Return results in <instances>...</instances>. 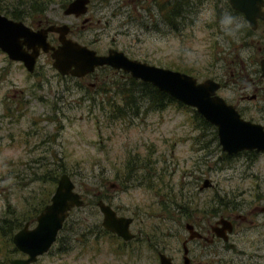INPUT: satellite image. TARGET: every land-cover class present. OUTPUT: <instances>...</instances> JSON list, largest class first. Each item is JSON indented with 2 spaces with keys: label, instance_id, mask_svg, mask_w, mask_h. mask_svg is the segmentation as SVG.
Listing matches in <instances>:
<instances>
[{
  "label": "rangeland",
  "instance_id": "374dc122",
  "mask_svg": "<svg viewBox=\"0 0 264 264\" xmlns=\"http://www.w3.org/2000/svg\"><path fill=\"white\" fill-rule=\"evenodd\" d=\"M63 1L47 2V17L61 18ZM89 1L105 11L110 2L120 0ZM195 2L190 0L194 9L189 5L190 11L183 12L171 29L138 15L125 23L123 15L108 20L106 14L107 23L100 20L93 36L100 40L99 47H125L132 58L186 71L197 81L211 78L235 90L229 72L237 74L243 64L250 74L253 64L244 58L254 47L240 45L232 30L221 26L226 16L220 18L210 4L196 10ZM27 6L29 0H0V13ZM122 79L109 74L93 89L83 86L82 80L60 77L47 54L40 53L28 73L0 52V218L30 215L42 194L53 190L56 182L32 178L46 166L63 165L85 202L71 209L51 247L31 264H152L150 249L160 233L182 226L180 219H200L221 193L248 187L250 181L240 176L247 168L264 167L263 155L223 157L208 142L211 130L194 116V109L176 102L152 110L142 101L136 115L111 117L107 100L114 96L113 89L135 88ZM263 115L253 107L243 113L244 119L254 122ZM128 169L129 179L122 178ZM203 178L211 186L198 190ZM169 188L181 194L170 204L163 199ZM96 194L117 214L131 217L129 230L135 236L126 248L120 239L94 235L101 217L92 206ZM24 221L28 227L34 225L32 218ZM90 230L93 235L86 241L84 234ZM11 247L0 238V264H5L3 257ZM14 257L21 256L15 253L7 260Z\"/></svg>",
  "mask_w": 264,
  "mask_h": 264
},
{
  "label": "flooded vegetation",
  "instance_id": "af4514ba",
  "mask_svg": "<svg viewBox=\"0 0 264 264\" xmlns=\"http://www.w3.org/2000/svg\"><path fill=\"white\" fill-rule=\"evenodd\" d=\"M69 1L71 0H67L64 4L61 3V18L47 17L46 7L40 10L25 7L20 12L21 19H11L21 21L32 31L42 30L49 25H65L63 39H70L92 50L96 55H106L110 49H113L121 52L127 58L135 59L129 56L125 47H99L100 40L93 36V27L99 25L100 20H104L105 24L116 15H123L125 23L129 22V18L138 15L141 20L146 19L155 26H167L171 29L176 24L175 20L181 18L176 16L180 10V8H176L177 0H120L114 4L110 2L109 9L106 8L105 11L102 7L90 5V1L87 0L85 11L82 14H66L63 11ZM185 1L186 6L181 9L180 13L190 11L189 5L194 9L190 0ZM197 3H194L198 5L196 10L210 4L211 10H214L220 18L226 16L227 22H220L221 26L231 29L232 35L239 38L240 45L248 44L254 47L250 51L251 55L244 58V60L250 58L247 62L253 64L252 72L245 73L242 64L237 74L229 72V75L234 77L237 88L231 90L226 83L217 81L216 93L219 91L220 95L218 94V96L226 104L232 106L243 119L244 111L250 107L256 111H264V77L259 68V62L264 57V0H235V3L241 8L232 7L229 0H198ZM106 14H108V20H105ZM246 16L249 17V20ZM101 34L103 33L101 32ZM58 36L57 32L47 31L45 39L49 45L57 46L59 45ZM110 42L116 43L115 36L110 38ZM40 53L49 56L50 52H39L37 57ZM19 63L22 65L21 62ZM109 74L124 78L129 76L128 73L108 65L95 66L91 72L79 77L69 74L58 75L74 80V82L82 80L83 86H90L94 89L97 85L102 84V80ZM86 79H92V81L83 82ZM19 94L21 95L22 91H19ZM15 107L18 108L17 105ZM257 121L255 123L264 128V115ZM242 153L255 157L264 156V151L256 152L254 150L240 151L231 155L221 152L222 156L227 159ZM245 171L248 172H243L240 176L246 177L250 181L247 188L237 187L230 190L229 193H221L215 206L212 205L211 210H206L205 215H202L200 219H180L182 226H173L166 235L160 233L156 245L150 249L153 255L152 264H264V167H250ZM205 180H207L206 186L201 187ZM210 186L209 180L203 178L198 190ZM134 236L133 234V238L127 241L116 237L125 243L124 248H126ZM161 255L166 258V262L161 263Z\"/></svg>",
  "mask_w": 264,
  "mask_h": 264
},
{
  "label": "water",
  "instance_id": "95a60500",
  "mask_svg": "<svg viewBox=\"0 0 264 264\" xmlns=\"http://www.w3.org/2000/svg\"><path fill=\"white\" fill-rule=\"evenodd\" d=\"M87 0H71L64 13L82 14ZM234 8H241L235 0H229ZM249 20V17L246 16ZM65 25H49L42 30L32 31L21 21L12 20L0 14V51L9 60L19 61L27 72L33 70L35 59L41 52H50L51 67L60 75L69 74L79 77L89 73L95 66L108 65L126 72L134 79L147 82L158 91L165 93L176 102L191 107L206 122L215 128L217 144L228 155L254 150L264 151V128L255 122L241 118L232 106L226 104L216 94L218 83L210 78L197 81L192 76L158 67L135 59H129L121 52L110 49L106 55H96L92 50L70 39H63ZM47 31L59 34V45L51 46L45 39ZM264 32V30H263ZM264 77V57L259 62ZM207 180L201 187L206 186ZM81 194L74 189L71 178L60 173L48 202L34 217V225L24 223L11 236L15 249L25 255L24 258L11 259L10 264H31L37 256L45 253L54 242L68 211L81 207ZM101 227L127 241L133 238L129 231L131 217L116 214L110 205L97 200ZM161 263L166 258L160 256Z\"/></svg>",
  "mask_w": 264,
  "mask_h": 264
},
{
  "label": "trees",
  "instance_id": "16d2710c",
  "mask_svg": "<svg viewBox=\"0 0 264 264\" xmlns=\"http://www.w3.org/2000/svg\"><path fill=\"white\" fill-rule=\"evenodd\" d=\"M53 0H29V6L27 7H32L33 9H44L46 6L45 4L47 2H50ZM67 0H64L62 2V4L66 3ZM185 0H177L176 1V8H180V10L176 13L177 18L178 17H182L183 16V12L180 13L181 9H184L185 5ZM45 6V7H44ZM1 9V8H0ZM21 11H8L5 12V15H8L10 18L12 19H21L22 14L20 13ZM181 72H186V71H181ZM189 74V73H187ZM124 78V77H123ZM125 84L129 83L130 86H134L135 88H121L118 87L115 89H113L114 92V96L111 97L109 100H107V102H109L108 104V111L111 114V117H123L126 116V114H132V115H136V113L138 112V108L140 107L139 104H141L142 101H147V105L152 109V110H161L165 105L171 103V102H176L174 101L172 98H170L168 95H166L163 92L158 91L156 88H154L152 85H150L149 83L146 82H141L137 79L131 78L130 76L125 77L124 79H122ZM122 81V82H123ZM121 82V83H122ZM103 101V100H102ZM178 105H181L180 103H177ZM103 108V107H101ZM194 116L200 121V123L204 126V128L206 130H211L210 132V138L208 140V142L210 144L214 143V146L216 147V149H218V144L216 142V136H215V131L212 125H210L209 123H207L206 121H204V119L198 115L195 111H194ZM46 166V164H41V167ZM131 169H128L127 173H122V178H127L129 179L130 176V171ZM67 173L66 170L64 169L63 165H57L53 168L51 167H47L45 171L42 174H38V173H33L32 174V178L39 180L40 182H46L49 181L50 183L54 184L59 176L60 173ZM38 174V175H37ZM68 175V174H67ZM52 190L47 189V191H45L42 194L41 200L37 205L36 209H33L32 213L28 216L22 215L21 213L18 214H14L11 215L10 217H1L0 218V238L5 239L10 245H11V235L18 230L23 223L25 222L24 219H34L35 215L38 213V211L48 202V198L49 195L51 194ZM181 191H178V193ZM165 196L163 199H166L167 202L170 204L171 202H175V198L176 196H180L181 194H174L171 192V188H169L167 191L164 192ZM97 199H101L102 200V196L100 195H95L94 196V200H92V206H95V201ZM178 204V203H177ZM85 205V202L82 206ZM177 206V205H175ZM71 211V210H70ZM70 211L68 213V215L70 214ZM187 216H188V212L184 211ZM67 215V217H68ZM67 217L65 218V220L67 219ZM64 220V221H65ZM63 221V223H64ZM62 223V225H63ZM62 227V226H61ZM61 229V228H60ZM96 231H94V235L96 236H110L113 237L114 239H118L115 235H113L112 233H109L103 229H101V227L98 225L95 226ZM92 234V231H88L87 233L84 234L86 241H88V239L90 240L91 237H89V235ZM93 235V234H92ZM122 246H125V243L121 241ZM17 253L16 249L12 246L10 250H8L7 252H5V254L8 256H4V263L5 264H10L9 261L7 260L8 258H10V255H13ZM8 257V258H7Z\"/></svg>",
  "mask_w": 264,
  "mask_h": 264
},
{
  "label": "bare ground",
  "instance_id": "6f19581e",
  "mask_svg": "<svg viewBox=\"0 0 264 264\" xmlns=\"http://www.w3.org/2000/svg\"><path fill=\"white\" fill-rule=\"evenodd\" d=\"M138 80V79H137ZM147 83V82H146Z\"/></svg>",
  "mask_w": 264,
  "mask_h": 264
}]
</instances>
